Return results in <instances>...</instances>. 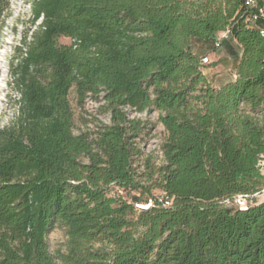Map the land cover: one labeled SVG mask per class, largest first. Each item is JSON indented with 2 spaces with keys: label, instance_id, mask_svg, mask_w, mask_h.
<instances>
[{
  "label": "trees",
  "instance_id": "obj_1",
  "mask_svg": "<svg viewBox=\"0 0 264 264\" xmlns=\"http://www.w3.org/2000/svg\"><path fill=\"white\" fill-rule=\"evenodd\" d=\"M245 1H31L41 24L21 45L16 116L0 129V264H57L46 243L57 226L62 264H264V202L226 203L264 189V41ZM222 48L232 69L213 87L201 60ZM71 88L110 115L94 138L73 133ZM126 110L158 113L160 166ZM162 191L169 208H135Z\"/></svg>",
  "mask_w": 264,
  "mask_h": 264
},
{
  "label": "rangeland",
  "instance_id": "obj_2",
  "mask_svg": "<svg viewBox=\"0 0 264 264\" xmlns=\"http://www.w3.org/2000/svg\"><path fill=\"white\" fill-rule=\"evenodd\" d=\"M32 0H9L7 10L2 17V30L0 32V129L10 124L16 116L15 101L18 95L13 90L14 73L18 71L20 50L23 41H29L33 32L41 24V19L35 20L32 12ZM60 44L69 45L71 41L67 38H60ZM208 63L203 65V72L206 74L210 85L217 87L221 80L220 76L229 74L232 63L227 57L226 48H222L215 54H208ZM68 101L72 113L73 133L89 134L90 138L95 137L97 129L102 125L110 124L109 113L102 110L103 102H96L86 99L83 105H78L75 89L69 91ZM130 119H139L148 132L136 140L143 154L151 155L155 166L162 164L159 147L164 140V131L158 122V113H135L126 110ZM144 156L134 159V166L142 170ZM259 169L264 175V155L259 162ZM153 193L157 191L153 190ZM124 196V194H123ZM46 243L50 254L57 264H62L61 257L68 252V236L62 226H57L47 237Z\"/></svg>",
  "mask_w": 264,
  "mask_h": 264
},
{
  "label": "built area",
  "instance_id": "obj_3",
  "mask_svg": "<svg viewBox=\"0 0 264 264\" xmlns=\"http://www.w3.org/2000/svg\"><path fill=\"white\" fill-rule=\"evenodd\" d=\"M245 8L248 12L245 23L249 27L255 29L264 41V0H246ZM228 36L229 30L224 31L218 38V42L226 39ZM208 60V57H204L201 60V64H207ZM254 199L258 202H264V189L250 196H237L231 201H226V203L240 209H246L248 205L253 204ZM171 204L172 200L170 196L166 192L162 191L158 195L148 198L145 203L136 204L135 208L140 211H147L155 208H169Z\"/></svg>",
  "mask_w": 264,
  "mask_h": 264
}]
</instances>
